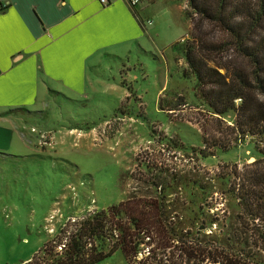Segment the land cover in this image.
Segmentation results:
<instances>
[{"label": "rangeland", "instance_id": "1", "mask_svg": "<svg viewBox=\"0 0 264 264\" xmlns=\"http://www.w3.org/2000/svg\"><path fill=\"white\" fill-rule=\"evenodd\" d=\"M184 3L145 0V14L153 19L147 25L149 33L141 40L108 50L114 52L116 48L129 55L126 80L118 71L103 72L128 83L125 89L114 85V101L98 93L87 107L81 106L70 100L83 99L80 95L69 94L50 80L49 88L54 92L48 88L46 108H29L42 113L28 117L25 125H33L36 131L23 130L25 138L31 133L44 146V134L53 150L40 154L8 152L34 156L30 161H0V264H20L30 259L70 216L110 206L129 196L158 200L164 194V182L174 186L166 191L168 200L178 204L184 225L190 229L199 225L192 199L200 193V183L218 191L209 199L218 198L217 206L226 207L219 195L227 187V180L220 178L223 167L228 166L227 171L235 165L239 170L249 169V164L257 161L258 151L250 140L238 139L231 129L233 123L212 115L199 92L191 90L192 85L181 78L185 59L172 45L182 35L189 34L186 40L191 36L192 21ZM102 77L98 78L100 82ZM130 93L133 96L127 99ZM120 107L126 114L118 111ZM142 112L149 117H137ZM104 114L108 119L92 131L72 129L86 128L87 121L97 123ZM162 134L196 147L204 136L216 144L211 149L215 155L204 159L191 151L178 152L168 147L167 139L160 140ZM222 143L232 145L224 151L218 145ZM58 149L62 152H56ZM98 264L129 263L118 252Z\"/></svg>", "mask_w": 264, "mask_h": 264}, {"label": "trees", "instance_id": "2", "mask_svg": "<svg viewBox=\"0 0 264 264\" xmlns=\"http://www.w3.org/2000/svg\"><path fill=\"white\" fill-rule=\"evenodd\" d=\"M186 1L191 36L172 45L185 59L181 78L199 92L212 115L233 123L238 139L253 143L257 161L244 170L223 167L220 178L227 187L219 195L225 208L217 206L218 198L209 199L218 191L199 184L200 193L192 199L198 227L184 225L178 204L168 200L166 191L174 186L164 182L158 200L129 196L68 217L57 234L20 264H98L118 252L129 264H264V0ZM122 85L127 87V81ZM118 111L126 114L121 107ZM41 113L21 107L4 115ZM137 117L149 116L142 112ZM166 139L178 152L191 151L204 159L215 155L211 149L216 144L204 136L199 152L193 144L162 134L160 140ZM218 145L228 151L232 144ZM33 156L0 151V161L6 162ZM212 209L217 210L211 214Z\"/></svg>", "mask_w": 264, "mask_h": 264}, {"label": "crops", "instance_id": "3", "mask_svg": "<svg viewBox=\"0 0 264 264\" xmlns=\"http://www.w3.org/2000/svg\"><path fill=\"white\" fill-rule=\"evenodd\" d=\"M144 1L132 6L129 0H112L108 5L100 0H0V151L40 154L53 150L31 133L25 138L23 130L34 132L36 128L25 125L29 122L26 115H4L13 108H46L50 80L65 92L80 95L83 99L70 100L81 106L87 107L98 93L114 101V85L125 86L116 75L112 78L103 72L118 71L126 80L129 55L116 48L114 52L108 50L141 40L149 33L147 25L153 19L145 14ZM186 4L185 0V8ZM188 36L182 35L178 41ZM99 76L106 78L100 82ZM106 119L104 114L97 123L87 121L94 124L84 131H92Z\"/></svg>", "mask_w": 264, "mask_h": 264}, {"label": "built area", "instance_id": "4", "mask_svg": "<svg viewBox=\"0 0 264 264\" xmlns=\"http://www.w3.org/2000/svg\"><path fill=\"white\" fill-rule=\"evenodd\" d=\"M100 1H101V3H102L103 5H108V4L111 3L112 0H100ZM129 1H130V3H131L132 6H137V5L140 3V0H129ZM149 22L151 23V21H149ZM185 40H186V38L183 39L182 42H184ZM32 131H36V128H33ZM41 140H43L45 144H46V143H51V142H49V141L47 140V138L45 137L44 134H42V136H41Z\"/></svg>", "mask_w": 264, "mask_h": 264}]
</instances>
